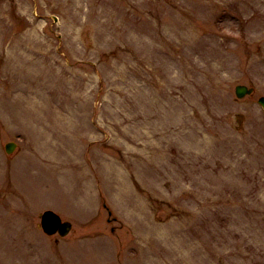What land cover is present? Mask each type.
Instances as JSON below:
<instances>
[{
	"label": "rangeland",
	"instance_id": "rangeland-1",
	"mask_svg": "<svg viewBox=\"0 0 264 264\" xmlns=\"http://www.w3.org/2000/svg\"><path fill=\"white\" fill-rule=\"evenodd\" d=\"M262 95L264 0H0V264H264Z\"/></svg>",
	"mask_w": 264,
	"mask_h": 264
},
{
	"label": "water",
	"instance_id": "water-1",
	"mask_svg": "<svg viewBox=\"0 0 264 264\" xmlns=\"http://www.w3.org/2000/svg\"><path fill=\"white\" fill-rule=\"evenodd\" d=\"M252 89H248L246 86H238L236 88L237 96L239 98L244 97L246 94L252 93ZM259 103L264 107V97L260 98ZM14 146L12 144L7 146V151L12 152ZM43 227L48 234H53L59 230L61 235H66L70 229L71 224L66 222L62 223L61 219L52 212H46L42 215Z\"/></svg>",
	"mask_w": 264,
	"mask_h": 264
},
{
	"label": "bare ground",
	"instance_id": "bare-ground-1",
	"mask_svg": "<svg viewBox=\"0 0 264 264\" xmlns=\"http://www.w3.org/2000/svg\"><path fill=\"white\" fill-rule=\"evenodd\" d=\"M5 255H6V253H4V257H5ZM6 256H8V255H6Z\"/></svg>",
	"mask_w": 264,
	"mask_h": 264
}]
</instances>
